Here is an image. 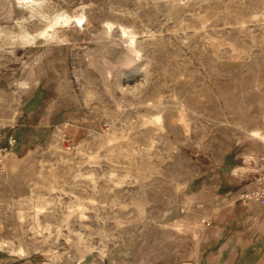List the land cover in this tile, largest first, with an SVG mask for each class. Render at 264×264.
Wrapping results in <instances>:
<instances>
[{
	"label": "rangeland",
	"instance_id": "rangeland-1",
	"mask_svg": "<svg viewBox=\"0 0 264 264\" xmlns=\"http://www.w3.org/2000/svg\"><path fill=\"white\" fill-rule=\"evenodd\" d=\"M9 137L0 264H264V0H0Z\"/></svg>",
	"mask_w": 264,
	"mask_h": 264
},
{
	"label": "crops",
	"instance_id": "crops-1",
	"mask_svg": "<svg viewBox=\"0 0 264 264\" xmlns=\"http://www.w3.org/2000/svg\"><path fill=\"white\" fill-rule=\"evenodd\" d=\"M29 137H30V139H32V140H36V139H39V138H37L38 136H36V135H31V134H29ZM19 139H20V141H22L21 140V138L19 137ZM20 144L22 145V143L20 142ZM250 186V185H249ZM248 186V187H249ZM248 187H246V188H248ZM225 201H226V203L224 204V207H225V209H229V210H233L234 209V207H233V205H234V203L236 202V204H241V203H239V201H237V196H232L231 198L229 197V198H226L225 199ZM255 204H257V203H255ZM229 205V206H228ZM220 207H223V205H217V206H215V207H213L212 209H211V214L209 215V217H210V224H209V228L210 229H213L214 231H216V232H219V233H221V232H225L226 233V231L228 230V229H230V230H228L229 232V234H226L225 235V240L223 241V244H222V246L224 245V246H226V248L225 247H222V250H224V248H225V250H231L232 248L234 249V244H238V242H239V239L237 238V241L236 240H234L233 238V235H234V232H233V230H232V228H230V227H233V221H231L230 223H227L228 222V219L225 217V221H223L222 219H220V217H219V213H217V211H214L215 209L217 210V209H220ZM214 209V210H213ZM224 209V210H225ZM247 218H250V216L248 215V217ZM228 236V237H227ZM231 237V238H230ZM229 245H231L230 247H228ZM228 248V249H227Z\"/></svg>",
	"mask_w": 264,
	"mask_h": 264
},
{
	"label": "built area",
	"instance_id": "built-area-1",
	"mask_svg": "<svg viewBox=\"0 0 264 264\" xmlns=\"http://www.w3.org/2000/svg\"><path fill=\"white\" fill-rule=\"evenodd\" d=\"M13 142L14 138L9 137L4 146L0 145V159L7 153V147L10 148V146L13 145ZM239 198L244 202L256 201L259 203H264V172L259 173L256 176L251 188L247 191L241 192Z\"/></svg>",
	"mask_w": 264,
	"mask_h": 264
}]
</instances>
